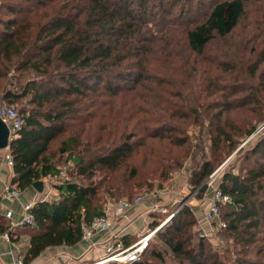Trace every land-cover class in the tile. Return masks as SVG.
<instances>
[{"label":"trees","instance_id":"16d2710c","mask_svg":"<svg viewBox=\"0 0 264 264\" xmlns=\"http://www.w3.org/2000/svg\"><path fill=\"white\" fill-rule=\"evenodd\" d=\"M148 2L0 0V67L4 72L18 73L14 90L6 91L2 100L15 103L27 99L30 106L17 111L22 123L8 144L14 174L10 182L19 192L46 177L59 175L54 155L48 154L50 144L68 123L80 119L84 106H92L95 102L92 98L115 96L143 78L146 68L142 63L153 39L145 30L150 23L146 21L151 13ZM243 12V0L215 3L203 23L185 32L181 46L196 55L202 54L215 36L224 38L231 33ZM261 56L258 64L264 62V53ZM3 74L0 72L1 77ZM254 130L252 127L248 135ZM216 132L218 139L213 143L216 147L221 137L230 144L222 128ZM185 142L176 139L175 144L181 146ZM77 146V139L69 137L60 143L55 155L66 154L75 164L76 174L86 179L94 176L96 167L115 170L134 150L128 138L106 154H98L97 149L92 151L88 143L78 151ZM237 148L231 144L229 153ZM240 153L239 169L225 171L217 182L219 190L230 199L219 205V220L225 226L218 231L234 243L252 245L256 234L264 235V139L244 152L241 148L236 150V154ZM219 162L206 161L190 173L188 182L193 191L199 194L206 191L205 180ZM96 189L92 183L65 180L55 187L56 200L35 202L31 210L35 226L20 227L29 231L23 264H31L48 248L74 246L81 241L82 224L104 215L99 207L90 208ZM149 217L148 228H153L164 216ZM195 223L193 212L183 205L154 236L179 264H220L209 256L202 241L192 243L190 233ZM4 233H8L11 241L8 223L0 228V234ZM120 239L125 244L124 237ZM146 253L131 264H152L151 259H161L157 250ZM239 264L257 263L240 260Z\"/></svg>","mask_w":264,"mask_h":264},{"label":"rangeland","instance_id":"374dc122","mask_svg":"<svg viewBox=\"0 0 264 264\" xmlns=\"http://www.w3.org/2000/svg\"><path fill=\"white\" fill-rule=\"evenodd\" d=\"M148 1L151 13L146 21L150 23L145 30L153 39L142 63L143 78L115 96L92 98V106H84L80 119L68 123L50 144L48 154L54 155L60 174L41 180L43 192H51L42 200H56L55 187L65 180L92 183L97 189L90 208L110 214L119 199L157 191L161 197L143 199L139 206L143 212L150 203L168 208L183 204L196 220L190 233L192 243L202 241L212 259L220 264H239L240 260L264 264V235L256 234L252 245L234 243L208 219L212 189L199 194L188 182L190 173L204 162L220 161L212 171L218 170L219 183L225 171L236 172L242 165L238 148L244 152L264 139V62L258 64L264 53V0H243L244 12L236 27L224 38L215 36L200 55L183 48L181 41L222 0ZM0 72L5 75L0 76V108L11 106L18 112L22 106L29 108L27 99L2 100L6 91L14 90L18 73L4 72L1 67ZM252 127L255 130L248 135ZM219 128L227 133L230 144L222 137L218 147L213 144ZM69 137L77 139L76 151L88 143L92 151L106 154L127 138L134 150L115 170L96 167L94 176L86 179L76 174L66 154L55 155ZM176 139L186 142L178 146ZM231 144L238 148L229 153ZM150 242L146 254L152 250L161 254V261L151 259L152 264H179L156 235ZM57 254L50 253L38 264L93 263L92 257L90 261L69 260Z\"/></svg>","mask_w":264,"mask_h":264},{"label":"built area","instance_id":"2783aa9c","mask_svg":"<svg viewBox=\"0 0 264 264\" xmlns=\"http://www.w3.org/2000/svg\"><path fill=\"white\" fill-rule=\"evenodd\" d=\"M0 120L8 127L9 129V141L14 136V133L21 126V119L17 110L11 106L1 107L0 108ZM5 163L8 167L12 168L13 163L9 154L5 155ZM217 172L218 170L212 172L207 179L205 180L206 189H212V195L208 198V219H213V222L216 226V229L224 228V223L219 220V205H224L230 201L227 195H224L218 188L217 183ZM19 196V191L12 185L11 182H8L4 185L2 189V197L6 200H12ZM162 196L160 192L144 193L137 195L132 200L120 199L115 203L114 209L110 214L105 213L103 216L93 217L89 223L82 224L81 226V242H91L92 239L99 234L108 232L113 224L124 216L126 211L132 207L142 203L145 197H156ZM35 202H28L23 205L22 213L19 220L15 221L11 218L12 212L7 210L5 212V218L8 219V229L9 231L17 229L20 227H34L35 221L31 213V210ZM183 204L178 205L176 208L170 206L169 208L164 206L162 207L159 204H151L150 208L147 209L146 215H159L164 216L162 220L157 223L153 228H147L146 232L142 234L136 241L126 245L123 244V241L117 235H113L110 239L100 244L99 247L101 250V255L99 258L91 264H106L109 262L117 264H131L140 260V258L146 253L149 248L150 240L154 234L167 224L179 208ZM173 208V209H171ZM3 237L9 239L8 233H4ZM12 264H23L22 258H17Z\"/></svg>","mask_w":264,"mask_h":264},{"label":"crops","instance_id":"0c3cea01","mask_svg":"<svg viewBox=\"0 0 264 264\" xmlns=\"http://www.w3.org/2000/svg\"><path fill=\"white\" fill-rule=\"evenodd\" d=\"M6 154H8V148L0 150V228L4 225L6 226L8 223V219L5 218V212L7 210L12 212L11 218L17 221L21 217L24 204L40 201L44 194H51L48 190L43 192V189L41 193H38L30 186L19 192L17 198L12 200L4 199L2 197V189L14 176L12 168L8 167L5 163ZM139 206L140 204L126 211L124 216L116 221L108 232L96 235L91 242L80 241L74 246L48 248L31 264L42 262L43 259L48 257L47 255L54 251L58 252L57 255L66 257L69 260L81 259L90 261L92 257V261H95L101 255V250L97 246L110 239L113 235L124 237V243L126 245L133 243L146 232L150 222V220L147 219L149 215L145 214L147 210L143 212L142 207L139 208ZM26 229L27 228H19L11 230V241L4 238L3 234H0V264H12L17 258L23 257L29 244V231Z\"/></svg>","mask_w":264,"mask_h":264},{"label":"water","instance_id":"95a60500","mask_svg":"<svg viewBox=\"0 0 264 264\" xmlns=\"http://www.w3.org/2000/svg\"><path fill=\"white\" fill-rule=\"evenodd\" d=\"M9 144V129L8 127L0 120V150L7 149ZM239 149V148H238ZM237 149V150H238ZM42 181L36 182L32 187L38 192H42Z\"/></svg>","mask_w":264,"mask_h":264}]
</instances>
